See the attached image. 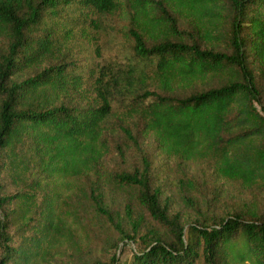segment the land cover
Instances as JSON below:
<instances>
[{
  "label": "trees",
  "instance_id": "1",
  "mask_svg": "<svg viewBox=\"0 0 264 264\" xmlns=\"http://www.w3.org/2000/svg\"><path fill=\"white\" fill-rule=\"evenodd\" d=\"M108 18L127 20L136 61L117 72L68 59L77 32L97 43ZM133 124L167 159L209 162L264 189V0H0V175L25 183L9 193L0 179V264H49L62 247L86 245L68 206L84 178L94 177L90 198L114 222L99 184L111 135L137 142ZM151 170L145 158L115 179L138 189L172 239L141 234L129 205L133 235L115 226L140 250L107 264H264V206L244 201L185 225Z\"/></svg>",
  "mask_w": 264,
  "mask_h": 264
},
{
  "label": "rangeland",
  "instance_id": "2",
  "mask_svg": "<svg viewBox=\"0 0 264 264\" xmlns=\"http://www.w3.org/2000/svg\"><path fill=\"white\" fill-rule=\"evenodd\" d=\"M179 25L181 29L189 28L187 22L183 20H180ZM127 26L126 19L108 18L105 30L102 31L97 43L92 44L87 39L83 40L79 37L80 31H78L74 39L75 46L70 45V51L65 48L64 53L68 55V59L72 57L71 59H75L78 64L81 62V66L99 63L111 66L117 72L123 71L136 61L132 43L124 35ZM97 46L100 55L97 53ZM132 131L137 142L129 140L123 133L111 135L112 153L107 156L104 164L106 179L99 184V192L103 196L105 208L113 216L114 222H110L107 216L100 214L90 198V183L94 177L82 179L81 183L85 189L70 198L68 206L82 221L83 228L82 225L81 228L84 235H86L85 230L89 234L86 237V245L80 248L62 247L51 258L49 264L96 262L107 264L114 256L124 261L130 259L133 252L138 248L140 250L141 245L135 244L128 238L122 241L124 234L115 224L118 223L124 233L133 235L131 221L133 217L139 220L141 234L149 232L167 241L172 239L170 229L156 221L142 205L138 199V189L134 186L121 185L115 179L117 173L142 167L145 158H148L152 164L151 182L160 189L163 204L170 199L168 201L170 216L180 214L181 221L185 225L193 223L202 212L218 216L230 215L236 206L244 201L259 204V207L263 208L264 189L258 187L248 189L237 181L222 178L209 162L194 163L167 159L157 148L154 138H144L135 124L132 125ZM23 155L29 157L30 150ZM30 165L35 167V162L32 161ZM0 179L9 193L25 188V183L17 182L6 169L2 171ZM187 199H190L195 206ZM129 205L133 210L132 218H129L126 211ZM21 237L16 235V241H20Z\"/></svg>",
  "mask_w": 264,
  "mask_h": 264
}]
</instances>
